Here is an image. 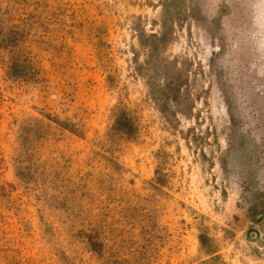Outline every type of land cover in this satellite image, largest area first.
<instances>
[{
    "label": "rangeland",
    "instance_id": "374dc122",
    "mask_svg": "<svg viewBox=\"0 0 264 264\" xmlns=\"http://www.w3.org/2000/svg\"><path fill=\"white\" fill-rule=\"evenodd\" d=\"M0 264H264V0H0Z\"/></svg>",
    "mask_w": 264,
    "mask_h": 264
}]
</instances>
